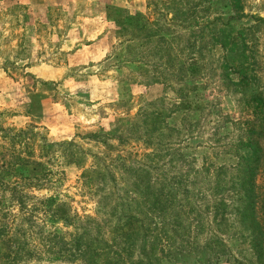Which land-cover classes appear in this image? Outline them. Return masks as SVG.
Returning a JSON list of instances; mask_svg holds the SVG:
<instances>
[{"label": "rangeland", "instance_id": "obj_1", "mask_svg": "<svg viewBox=\"0 0 264 264\" xmlns=\"http://www.w3.org/2000/svg\"><path fill=\"white\" fill-rule=\"evenodd\" d=\"M241 6L234 17L229 0H0V264H72L63 251L81 228L51 211L63 204L60 217L89 219L92 235L97 224L105 235L110 207L143 203L146 179L182 204L175 234L170 214L157 218L180 252L161 264H257L230 183L250 98H264V0ZM134 15L145 25L125 29ZM223 25L244 34L247 86L223 70L233 55L212 40ZM21 130L35 134L41 165L5 173ZM256 185L263 214L264 162ZM220 197L228 211L215 219Z\"/></svg>", "mask_w": 264, "mask_h": 264}, {"label": "trees", "instance_id": "obj_2", "mask_svg": "<svg viewBox=\"0 0 264 264\" xmlns=\"http://www.w3.org/2000/svg\"><path fill=\"white\" fill-rule=\"evenodd\" d=\"M229 3L234 17L240 16L242 14L241 0H229ZM142 20L144 19L139 15L129 16L124 28L126 29L128 26L136 28L138 25L143 28L145 22ZM134 21H139L137 26L135 25L136 23L132 25ZM218 33L213 34L212 40L214 44L233 55L229 62L224 61L223 70L226 71L228 77L229 72L230 74H235L238 85L247 86L254 80L255 76L251 71L248 73L245 66L247 64H243V60L246 59L245 54L247 49H241V45H245V42L244 40L241 42L237 35L243 36L244 34L240 31L236 35H233V30L226 29L225 25L220 28ZM250 102L252 103V120L245 123L244 133L246 141L243 143L246 151L235 155L237 158L234 167L235 175L231 178L232 181L230 183L232 187L230 190L235 191L239 199L238 203L233 207L232 214L237 218L240 228L248 232V236L251 239V248L257 264H264V216H262L264 213L259 214L257 210V200L260 197L257 193L256 185L258 172L264 162V148L260 144V140L264 138V98L261 94H256L251 96ZM31 136L34 137L35 134H32L30 131L21 130L9 138L11 142L10 146L12 147V149H9V152L12 154L11 158L14 160V163L6 162L4 164L7 167L4 171L5 173H11L10 171L14 169V165L16 164L41 165V163L31 159L34 149L33 140L30 138ZM29 143L33 146L30 153H28L30 155H27L26 150L29 149ZM16 146H18L19 150ZM36 147L38 146L36 145ZM39 147L37 149L42 153L39 156L40 158L43 157V152L47 147L51 151V147L53 146L46 144V146L39 145ZM223 171V169H219L215 176V182L218 184L215 187V191H217L218 196H222L223 194L220 189L221 184H223ZM147 176L148 174L145 172V179ZM23 178L22 174L16 176L17 180H23ZM130 193V196L126 197V201L130 200L132 196L137 197L136 190ZM175 197L176 192L173 189H166L165 186L160 187L159 185L154 190L150 180L146 179L143 203L137 202L135 205H131V203L124 201L121 205L116 203L110 207L109 218L103 222L106 227L105 235L103 231L101 232L103 227L99 224L95 226L98 235H92L90 227L88 226L90 223L89 219H86L85 222L87 224H84V220H82V223L78 217L76 220H73L74 218L68 212H65L60 217L64 206L63 204L57 205L51 211L55 217L62 218L65 222L73 221L76 228H81L70 239L67 244L68 247L63 251V256L66 257L63 258L72 264L76 261H80L82 264H161L163 260L172 259V256L178 257L180 252H174L178 253L176 255H173L171 252L173 238L164 230L166 223L160 225L157 222L158 216L170 214L171 232L175 234V228H181V221L178 219L182 213V204L174 203ZM224 201L220 197L215 202L214 207L217 210L214 215L215 219L218 216L223 217L227 213L228 206ZM192 208L190 206V212ZM115 215L117 216L116 223L112 226V216ZM186 230H184L185 232L182 235H176L182 241L189 237L187 236L189 231ZM164 244L169 246L167 251L164 249ZM204 248H207V245Z\"/></svg>", "mask_w": 264, "mask_h": 264}]
</instances>
